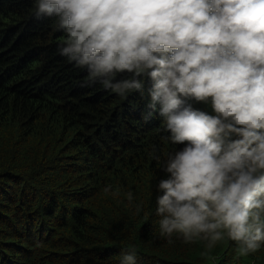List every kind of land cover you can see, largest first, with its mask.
I'll return each mask as SVG.
<instances>
[{
	"label": "trees",
	"instance_id": "trees-1",
	"mask_svg": "<svg viewBox=\"0 0 264 264\" xmlns=\"http://www.w3.org/2000/svg\"><path fill=\"white\" fill-rule=\"evenodd\" d=\"M55 24L34 0H0V264H120L126 250L137 264H264V245L241 256L227 238L207 249L161 235L155 185L183 145L147 118V92L86 82ZM185 102L215 115L211 98Z\"/></svg>",
	"mask_w": 264,
	"mask_h": 264
},
{
	"label": "clouds",
	"instance_id": "clouds-1",
	"mask_svg": "<svg viewBox=\"0 0 264 264\" xmlns=\"http://www.w3.org/2000/svg\"><path fill=\"white\" fill-rule=\"evenodd\" d=\"M34 15L55 18L65 34L57 51L86 71V82L121 97L147 92V118L158 113L167 139L183 145L163 160L155 185L161 235L204 241L207 249L227 238L241 256L257 252L264 245V0H34ZM185 98H211L215 115ZM120 264H137L135 250L124 251Z\"/></svg>",
	"mask_w": 264,
	"mask_h": 264
}]
</instances>
